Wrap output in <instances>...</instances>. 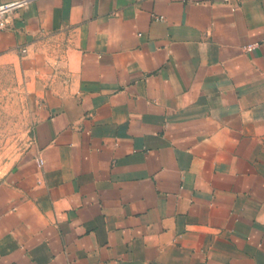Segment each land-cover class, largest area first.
Returning <instances> with one entry per match:
<instances>
[{
    "label": "crops",
    "instance_id": "0c3cea01",
    "mask_svg": "<svg viewBox=\"0 0 264 264\" xmlns=\"http://www.w3.org/2000/svg\"><path fill=\"white\" fill-rule=\"evenodd\" d=\"M10 4L37 86L0 264H264V0Z\"/></svg>",
    "mask_w": 264,
    "mask_h": 264
},
{
    "label": "rangeland",
    "instance_id": "374dc122",
    "mask_svg": "<svg viewBox=\"0 0 264 264\" xmlns=\"http://www.w3.org/2000/svg\"><path fill=\"white\" fill-rule=\"evenodd\" d=\"M35 75L22 55L0 57V182L32 154L35 119L31 96L37 86Z\"/></svg>",
    "mask_w": 264,
    "mask_h": 264
},
{
    "label": "built area",
    "instance_id": "2783aa9c",
    "mask_svg": "<svg viewBox=\"0 0 264 264\" xmlns=\"http://www.w3.org/2000/svg\"><path fill=\"white\" fill-rule=\"evenodd\" d=\"M227 3L229 1H226ZM18 4L2 5L0 6V31L6 30L9 24V16L18 8ZM256 44L245 47V51H252ZM25 52V50L23 51ZM43 164L42 161H40Z\"/></svg>",
    "mask_w": 264,
    "mask_h": 264
}]
</instances>
